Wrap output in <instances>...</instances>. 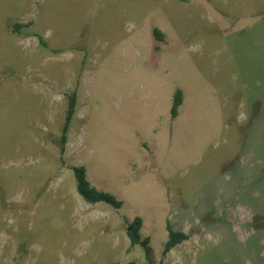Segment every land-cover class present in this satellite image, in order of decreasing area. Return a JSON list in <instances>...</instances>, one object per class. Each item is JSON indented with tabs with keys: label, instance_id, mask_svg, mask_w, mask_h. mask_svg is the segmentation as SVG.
Here are the masks:
<instances>
[{
	"label": "rangeland",
	"instance_id": "obj_1",
	"mask_svg": "<svg viewBox=\"0 0 264 264\" xmlns=\"http://www.w3.org/2000/svg\"><path fill=\"white\" fill-rule=\"evenodd\" d=\"M135 217L154 264H264V0H0V264H146Z\"/></svg>",
	"mask_w": 264,
	"mask_h": 264
},
{
	"label": "trees",
	"instance_id": "obj_2",
	"mask_svg": "<svg viewBox=\"0 0 264 264\" xmlns=\"http://www.w3.org/2000/svg\"><path fill=\"white\" fill-rule=\"evenodd\" d=\"M158 1V0H157ZM181 3H186L189 0H175ZM27 24H13L11 25V33L12 35H18V36H25L27 38L32 37V35L27 34V32H21L22 28H27ZM152 35L157 43H164L165 42V36L164 34L159 31L158 29L154 28L152 30ZM37 37V36H36ZM39 40V44L45 49L48 50V46L45 44V41L41 37H37ZM51 52V51H50ZM53 53H56L58 51H52ZM183 102V94L180 90H176L170 107V115L172 119H176L178 116V109L181 106ZM76 114V95L72 94L67 99L66 109L64 112L63 117V123L61 125L60 133L58 140L55 142V144L58 146L61 155L64 154V148L67 143V137L70 133V126L72 118ZM72 172L76 192L78 193V196L81 197V199L90 205L104 203L112 208H114L115 211L120 210L122 207V202L118 201L115 196H113L110 193L98 191L94 186L91 185V183L87 180L86 177V169L83 166H71L69 168ZM143 227V221L140 217H135L125 229L126 237L129 241V247L127 248V252H129L133 248H139L141 249L143 256L145 258L146 264H154V260L152 257V251L150 247V238L147 236H142L140 233V230H142ZM166 233L167 238L166 241L163 244V249L161 251V255L164 256L168 252L175 249L178 245L181 243L189 240V235L184 232H178L173 231V227L169 223V221H166ZM127 264H138L136 261H130Z\"/></svg>",
	"mask_w": 264,
	"mask_h": 264
}]
</instances>
